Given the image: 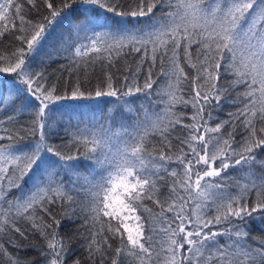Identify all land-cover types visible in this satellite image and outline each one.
Masks as SVG:
<instances>
[{
    "label": "snow or ice",
    "instance_id": "1",
    "mask_svg": "<svg viewBox=\"0 0 264 264\" xmlns=\"http://www.w3.org/2000/svg\"><path fill=\"white\" fill-rule=\"evenodd\" d=\"M0 264H264V0H0Z\"/></svg>",
    "mask_w": 264,
    "mask_h": 264
},
{
    "label": "trees",
    "instance_id": "2",
    "mask_svg": "<svg viewBox=\"0 0 264 264\" xmlns=\"http://www.w3.org/2000/svg\"><path fill=\"white\" fill-rule=\"evenodd\" d=\"M7 42V41H6ZM61 63H63V61H61ZM59 63H54L53 65H52V67L49 69V71H52L53 69H57V68H59ZM65 75H67V74H65ZM228 111V108L226 107L225 109H224V112H227ZM221 118H225L224 117V115H223V113L221 114Z\"/></svg>",
    "mask_w": 264,
    "mask_h": 264
}]
</instances>
